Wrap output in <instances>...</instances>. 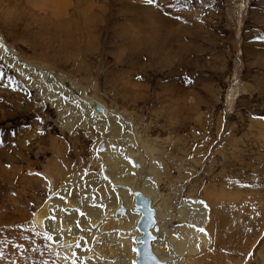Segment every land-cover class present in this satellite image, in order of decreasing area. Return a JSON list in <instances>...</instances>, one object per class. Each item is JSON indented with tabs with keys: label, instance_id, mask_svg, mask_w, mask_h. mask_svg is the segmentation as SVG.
I'll use <instances>...</instances> for the list:
<instances>
[{
	"label": "rangeland",
	"instance_id": "rangeland-1",
	"mask_svg": "<svg viewBox=\"0 0 264 264\" xmlns=\"http://www.w3.org/2000/svg\"><path fill=\"white\" fill-rule=\"evenodd\" d=\"M0 42L105 105L161 161L169 208L175 192L203 199L236 170L253 223L244 264H264V0H0ZM38 73L0 56V264H29L33 239L46 247L27 223L72 180L100 174V140L112 139L96 125L65 129L48 93L30 87ZM105 243L99 264H118Z\"/></svg>",
	"mask_w": 264,
	"mask_h": 264
},
{
	"label": "bare ground",
	"instance_id": "bare-ground-1",
	"mask_svg": "<svg viewBox=\"0 0 264 264\" xmlns=\"http://www.w3.org/2000/svg\"><path fill=\"white\" fill-rule=\"evenodd\" d=\"M0 45V56L18 73L33 79L32 69L40 72L38 81L30 87H39L48 93L62 117L68 118L65 129L71 131L73 123L96 125L112 138L100 140L107 149L102 152L101 173L72 180L54 199V207L50 208L47 203L27 223L26 226L34 229L36 235L40 234V240L46 244L45 250L36 246L38 240L28 241L29 264H51L48 258L54 264H99L105 242L119 253L118 264H136V239L140 236L136 223L140 215L134 210L135 190L149 197L156 209L153 251L162 261L167 264L246 262L244 257H249L253 245V223L241 212L236 170H231V183L219 178L215 187L204 190L203 199L183 197L174 191L176 181L169 178L175 192L169 208L161 192L162 178L159 176L164 169L161 161L150 160L139 151L137 142H133L134 134L127 131L112 112L107 115L105 105L92 101L85 93L76 92L80 91L77 84L64 76L43 68L21 66L20 60L13 59V52L7 55L5 45L2 42ZM42 76L44 81L40 80ZM95 103L101 104L104 110L98 111ZM123 148L126 149L124 153ZM180 155L183 161H188V154L182 152ZM46 179L49 180L48 176ZM76 184L81 186L75 188ZM85 184H90L89 189L82 187ZM99 189L105 192V197L100 195ZM120 209L124 211L118 213Z\"/></svg>",
	"mask_w": 264,
	"mask_h": 264
},
{
	"label": "water",
	"instance_id": "water-1",
	"mask_svg": "<svg viewBox=\"0 0 264 264\" xmlns=\"http://www.w3.org/2000/svg\"><path fill=\"white\" fill-rule=\"evenodd\" d=\"M95 106L98 111L104 110V107L99 103H95ZM134 195V210L140 215L136 223V228L140 233V236L136 239L138 243L136 264H167L153 251V242L156 239L153 228L157 227V221L152 200L140 190H135ZM123 211L124 209H120L118 213Z\"/></svg>",
	"mask_w": 264,
	"mask_h": 264
},
{
	"label": "snow or ice",
	"instance_id": "snow-or-ice-1",
	"mask_svg": "<svg viewBox=\"0 0 264 264\" xmlns=\"http://www.w3.org/2000/svg\"><path fill=\"white\" fill-rule=\"evenodd\" d=\"M146 2L149 4V5H152L155 3V0H146ZM0 47H2V45H0ZM83 215V213H82ZM200 231H204L203 229H200ZM49 239H51V237H49Z\"/></svg>",
	"mask_w": 264,
	"mask_h": 264
}]
</instances>
